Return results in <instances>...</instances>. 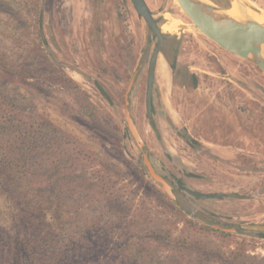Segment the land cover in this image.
Here are the masks:
<instances>
[{"label":"rangeland","instance_id":"1","mask_svg":"<svg viewBox=\"0 0 264 264\" xmlns=\"http://www.w3.org/2000/svg\"><path fill=\"white\" fill-rule=\"evenodd\" d=\"M23 1L0 0V24L14 23L12 17L20 13L14 3ZM37 1L47 54L18 55L0 34V66L24 105L119 166L134 183L160 189L124 122L127 84L144 66L130 97L131 113L156 171L183 196L179 203L196 220L224 229L264 224V74L250 60L220 50L192 28L176 0H145L162 32L180 39L175 74L159 54L151 130L144 100L147 61L156 40L130 1ZM246 1L264 13V0ZM221 3L215 5L230 7V0ZM74 87L94 106L99 122L79 112ZM186 189L236 194L241 200H194ZM231 234L230 249L264 256V236L242 230Z\"/></svg>","mask_w":264,"mask_h":264},{"label":"trees","instance_id":"2","mask_svg":"<svg viewBox=\"0 0 264 264\" xmlns=\"http://www.w3.org/2000/svg\"><path fill=\"white\" fill-rule=\"evenodd\" d=\"M14 5L20 13L0 34L18 55L47 54L38 1ZM3 73L0 66V264H264L230 249L231 233L201 224L157 186L134 183L24 105ZM72 96L83 116L100 121L82 91Z\"/></svg>","mask_w":264,"mask_h":264},{"label":"water","instance_id":"3","mask_svg":"<svg viewBox=\"0 0 264 264\" xmlns=\"http://www.w3.org/2000/svg\"><path fill=\"white\" fill-rule=\"evenodd\" d=\"M130 2L139 18L144 20L148 25L150 32L156 38V45L149 62L146 89V108L149 113L154 65L156 58L160 53L162 36L144 0H130ZM176 2L191 21L192 28L198 30L203 36L215 43L221 49L230 52L239 58L250 60L264 74V59L261 57V47L264 45V21L259 22L249 14L258 13L264 18L263 12L254 8L246 0H230V7H218L210 0H206V3L201 5L191 0H176ZM232 5H236L241 12V16L238 19L232 18L227 14V11ZM181 27L185 29L184 26ZM133 82L134 77H132L129 82L125 96L124 118L127 129L143 155V164L149 177L159 185L160 189L166 194V196L175 203L176 207L179 208L180 203L176 199L173 186L153 168L148 158V153L144 150V142L140 138L130 116L127 94L130 91ZM185 193L195 199H219L222 196V194L219 193L205 194L190 189H186ZM200 223L204 224L201 221ZM208 226L225 233H235L237 230L264 233V225H242L239 228L231 229H224L216 224H208Z\"/></svg>","mask_w":264,"mask_h":264},{"label":"flooded vegetation","instance_id":"4","mask_svg":"<svg viewBox=\"0 0 264 264\" xmlns=\"http://www.w3.org/2000/svg\"><path fill=\"white\" fill-rule=\"evenodd\" d=\"M130 1V0H129ZM211 2H213L214 4L218 5V6H223V4L221 3L223 0H210ZM145 2V0H144ZM131 3V2H130ZM146 4V3H145ZM147 6V5H146ZM134 9V8H133ZM235 10V9H234ZM233 10V11H234ZM135 11V10H134ZM150 11V10H149ZM151 12V11H150ZM136 13V11H135ZM137 14V13H136ZM152 14V13H151ZM138 16V14H137ZM153 17V15H152ZM154 19V17H153ZM154 21L156 22V20L154 19ZM146 24V23H145ZM156 25H157V28L159 29L160 33H161V36H162V40H161V45H160V53L162 54L163 56V60L165 63L168 64V68L171 72V74H175L176 71H177V68H178V58H179V42H180V39L177 37V36H166L165 33L162 32V29H161V26H159L156 22ZM148 30H149V33L152 37L155 38V36L150 32V29L148 27V25L146 24ZM156 40V38H155ZM215 44V43H214ZM216 45V44H215ZM217 46V45H216ZM220 50L226 52V53H229L231 55H234L230 52H227L223 49H221L219 46H217ZM155 48V47H154ZM154 51V49H153ZM171 51H175L174 54L172 55ZM159 53V54H160ZM153 52L151 53V55L149 56L148 58V61H147V68H146V74H147V78H146V86H145V100H144V107H145V114H146V118H147V121H148V124L151 128V130H154L155 129V124H154V112H155V105H154V99H153V91H154V76H155V70H156V66H157V63L159 61V54L156 58V61H155V65H154V71H153V78H152V85H151V94H150V97H151V104H150V112L148 113L147 112V108H146V89H147V80H148V68H149V62H150V59H151V56H152ZM236 56V55H234ZM237 57V56H236ZM254 66V69L259 72L260 70L253 64ZM182 69V67H180V70ZM143 70H144V66H138L132 73L130 79H129V82L131 80L132 77H134V82H133V85L130 89V91L128 92L127 94V100L129 102V105H128V109H129V112H130V116L133 120V123L136 127V130L140 136V138L142 139V141L144 142V150H146V144H145V141L143 140L142 136L140 135V132L138 130V127H137V124L132 116V113H131V108H130V97H131V94L133 93L134 91V88H135V85L136 83L138 82V80L140 79V77L142 76L143 74ZM261 72V71H260ZM262 73V72H261ZM263 74V73H262ZM184 79V78H183ZM129 82L127 84V87H126V90H125V93H124V109H125V96H126V92H127V88H128V85H129ZM124 122H125V118H124ZM125 125H126V122H125ZM126 129H127V125H126ZM128 131V129H127ZM129 133V131H128ZM131 139L133 140L131 134L129 133ZM134 142V140H133ZM135 144V142H134ZM136 145V144H135ZM137 147V146H136ZM138 148V147H137ZM139 150V149H138ZM147 151V150H146ZM140 152V150H139ZM141 153V152H140ZM148 153V152H147ZM142 154V153H141ZM148 158H149V155H148ZM142 160H143V155H142ZM150 160V158H149ZM150 163L152 164L151 160H150ZM144 165V164H143ZM153 166V164H152ZM145 168V166H144ZM153 168L155 169V167L153 166ZM146 169V168H145ZM156 171V169H155ZM157 172V171H156ZM158 173V172H157ZM148 174V173H147ZM159 174V173H158ZM160 175V174H159ZM163 177V176H162ZM164 178V177H163ZM166 179V178H164ZM167 181V179H166ZM194 191V190H192ZM197 192V191H195ZM199 193H205V192H199ZM207 193H211V192H207ZM205 193V194H207ZM212 193H219V194H222V196L219 198V199H195L193 198L194 200H202V201H212V200H216V201H221V200H234V201H237V200H241L240 199V196L236 195V194H225V193H221V192H212ZM192 198V197H191ZM219 225V224H218ZM244 225H261V224H244ZM264 225V224H262ZM222 227H224L223 225H220ZM237 232V231H236ZM245 232H250V233H254L258 236H264V235H260V234H264V233H257V232H253V231H245Z\"/></svg>","mask_w":264,"mask_h":264},{"label":"bare ground","instance_id":"5","mask_svg":"<svg viewBox=\"0 0 264 264\" xmlns=\"http://www.w3.org/2000/svg\"><path fill=\"white\" fill-rule=\"evenodd\" d=\"M191 1H193L199 5L206 3V0H191ZM240 13L241 12L238 8H236V11L231 12V10H230L227 12L228 15H230L232 18H236V19H238L241 16ZM254 15H255L254 19H256L257 21H259V22L264 21V18L261 15H259L258 13H254ZM261 57L264 59V45L261 47Z\"/></svg>","mask_w":264,"mask_h":264},{"label":"crops","instance_id":"6","mask_svg":"<svg viewBox=\"0 0 264 264\" xmlns=\"http://www.w3.org/2000/svg\"><path fill=\"white\" fill-rule=\"evenodd\" d=\"M232 12V11H231Z\"/></svg>","mask_w":264,"mask_h":264}]
</instances>
